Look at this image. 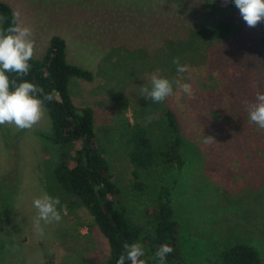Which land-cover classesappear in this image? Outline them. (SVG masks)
I'll use <instances>...</instances> for the list:
<instances>
[{
    "label": "rangeland",
    "instance_id": "374dc122",
    "mask_svg": "<svg viewBox=\"0 0 264 264\" xmlns=\"http://www.w3.org/2000/svg\"><path fill=\"white\" fill-rule=\"evenodd\" d=\"M4 1L33 28L35 57L57 34L68 61L93 72L92 81L72 80L71 97L94 109L112 179L131 215L138 218L144 197L129 191V165L109 126L126 105V116L138 109L160 135L171 107L190 142L172 191L184 264H220L218 252L237 242L255 247L264 264V130L249 122L247 108L264 92L259 23L247 26L240 12L210 13L204 0ZM174 57L187 72H177ZM153 74L190 83L193 95L173 83L165 102L148 100L141 88L151 87ZM49 134L47 112L30 130L0 126V264H106L107 240L83 208L76 217L61 210L58 223L34 224L33 200L53 187Z\"/></svg>",
    "mask_w": 264,
    "mask_h": 264
},
{
    "label": "trees",
    "instance_id": "16d2710c",
    "mask_svg": "<svg viewBox=\"0 0 264 264\" xmlns=\"http://www.w3.org/2000/svg\"><path fill=\"white\" fill-rule=\"evenodd\" d=\"M204 1L210 13L239 12L234 0H228L225 7L216 0ZM13 14L11 5L0 0V16L7 18L1 27L8 26ZM258 39L264 47V21L259 23ZM66 48L63 37L51 35L43 55L30 61L27 75L17 78L11 74L18 83L29 80L54 97L45 101L50 119L48 140L55 156L50 170L53 187L47 193L59 197L62 210L75 217L78 208L87 212L90 226H96L107 240L106 264H117L125 252V242L143 244L146 264H160L155 253L168 243L174 251L167 255L165 264H184L172 191L185 165L184 150H190V142L181 134L175 110L164 109L160 135L151 131V124L143 121L138 109L132 110L131 118L125 115L123 105L112 118L109 135L125 152L129 191L138 198L144 197L138 218H134L112 179L108 146L97 136L94 109L76 105L71 97L72 80L92 81L93 72L68 61ZM217 257L220 264H263L257 249L244 242L222 248Z\"/></svg>",
    "mask_w": 264,
    "mask_h": 264
},
{
    "label": "clouds",
    "instance_id": "9594fccd",
    "mask_svg": "<svg viewBox=\"0 0 264 264\" xmlns=\"http://www.w3.org/2000/svg\"><path fill=\"white\" fill-rule=\"evenodd\" d=\"M240 15L247 26L255 27L264 21V0H234ZM6 17L0 16V25L6 21ZM36 47L33 28L21 19L19 10L14 12L8 26L0 27V126L12 125L18 130H30L39 124L46 115L45 101H52L51 93H45L44 89L34 82L22 80L17 82L11 78L15 74L17 78L25 76L31 69L30 61L35 58ZM178 73L188 71V66L180 63L179 57L173 58ZM173 83L189 97L193 95L192 85L180 80L170 81L168 78L153 74L150 78L151 87L141 88V96L154 103L165 102L174 95ZM249 122L255 124L258 129L264 130V92L257 91L254 102L247 105ZM149 122L151 117L148 118ZM33 207L37 215L34 224L39 227L41 221L44 224L60 222L61 202L59 197L44 192L33 200ZM125 250L117 260V264H146L145 249L142 243L125 242ZM174 249L168 243L162 244L155 253V258L160 264H165L168 254Z\"/></svg>",
    "mask_w": 264,
    "mask_h": 264
}]
</instances>
